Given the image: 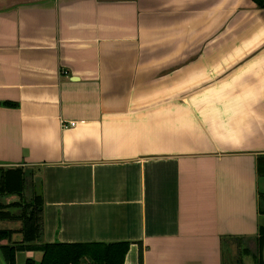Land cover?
<instances>
[{"label":"crops","instance_id":"crops-1","mask_svg":"<svg viewBox=\"0 0 264 264\" xmlns=\"http://www.w3.org/2000/svg\"><path fill=\"white\" fill-rule=\"evenodd\" d=\"M0 103L14 104L0 105V169L40 187L43 243L128 242L124 264H264L252 1L0 0ZM21 225L0 220L16 243Z\"/></svg>","mask_w":264,"mask_h":264},{"label":"trees","instance_id":"trees-1","mask_svg":"<svg viewBox=\"0 0 264 264\" xmlns=\"http://www.w3.org/2000/svg\"><path fill=\"white\" fill-rule=\"evenodd\" d=\"M258 8L264 9V0H250ZM0 105L13 106L11 103ZM261 157L258 174L264 175V163ZM31 177L21 168L0 169V197L17 195L20 200L9 205L0 203V220L19 219L22 223V240L12 241L13 231L0 229V250L6 264H16L18 251L33 249L42 253L39 262L26 259L25 264H124L130 244L128 242L111 243H43L42 242V194L40 187L35 191L30 186ZM29 186V187H28ZM29 195L26 201L25 196ZM259 245H264V229L259 233ZM6 241V244H1ZM260 264H263L260 261Z\"/></svg>","mask_w":264,"mask_h":264},{"label":"rangeland","instance_id":"rangeland-1","mask_svg":"<svg viewBox=\"0 0 264 264\" xmlns=\"http://www.w3.org/2000/svg\"><path fill=\"white\" fill-rule=\"evenodd\" d=\"M28 187H29V186H28ZM28 197H29L28 194L24 197L26 201L29 199ZM19 259H21V258H19Z\"/></svg>","mask_w":264,"mask_h":264}]
</instances>
